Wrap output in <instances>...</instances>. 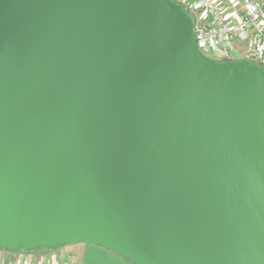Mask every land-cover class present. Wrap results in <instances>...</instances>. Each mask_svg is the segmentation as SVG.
Here are the masks:
<instances>
[{"label":"water","instance_id":"water-1","mask_svg":"<svg viewBox=\"0 0 264 264\" xmlns=\"http://www.w3.org/2000/svg\"><path fill=\"white\" fill-rule=\"evenodd\" d=\"M264 264V68L172 0H0V248Z\"/></svg>","mask_w":264,"mask_h":264},{"label":"built area","instance_id":"built-area-1","mask_svg":"<svg viewBox=\"0 0 264 264\" xmlns=\"http://www.w3.org/2000/svg\"><path fill=\"white\" fill-rule=\"evenodd\" d=\"M187 13L199 50L218 62L245 61L264 68V0H172ZM0 248V264H71L36 258L31 252L9 256Z\"/></svg>","mask_w":264,"mask_h":264},{"label":"crops","instance_id":"crops-1","mask_svg":"<svg viewBox=\"0 0 264 264\" xmlns=\"http://www.w3.org/2000/svg\"><path fill=\"white\" fill-rule=\"evenodd\" d=\"M24 250L9 251V256L23 253ZM36 258L62 259L71 264H134L113 250L101 245H88L83 242L73 245H60L54 248L30 251Z\"/></svg>","mask_w":264,"mask_h":264},{"label":"trees","instance_id":"trees-1","mask_svg":"<svg viewBox=\"0 0 264 264\" xmlns=\"http://www.w3.org/2000/svg\"><path fill=\"white\" fill-rule=\"evenodd\" d=\"M38 249H47V248H38ZM20 250H24V251H27V252L34 251V250H26V249H20Z\"/></svg>","mask_w":264,"mask_h":264}]
</instances>
